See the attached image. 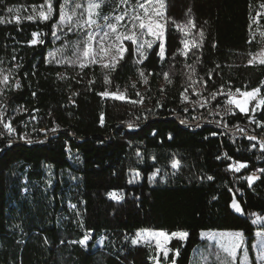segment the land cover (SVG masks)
Segmentation results:
<instances>
[{
	"label": "trees",
	"instance_id": "16d2710c",
	"mask_svg": "<svg viewBox=\"0 0 264 264\" xmlns=\"http://www.w3.org/2000/svg\"><path fill=\"white\" fill-rule=\"evenodd\" d=\"M46 2L0 0V264H191L211 231H241L251 247L264 178L245 177L264 169V148L236 131L260 133L264 106L243 114L224 101L264 94V64L249 63L264 0H164V56L154 45L141 62L127 42L109 68L48 63L64 0H52L50 19H27ZM7 119L19 131L9 147ZM237 162L248 167L231 169ZM67 172L73 179L59 180ZM142 230L187 236L165 260L133 243Z\"/></svg>",
	"mask_w": 264,
	"mask_h": 264
},
{
	"label": "rangeland",
	"instance_id": "374dc122",
	"mask_svg": "<svg viewBox=\"0 0 264 264\" xmlns=\"http://www.w3.org/2000/svg\"><path fill=\"white\" fill-rule=\"evenodd\" d=\"M95 2H100L101 7L97 9L96 11L99 13V23L103 25L105 23L104 17H114L116 15H120L123 12L127 11L129 15L132 14L133 10L140 12L143 14V9L136 8V4L138 3H145V0H129L128 5L122 4L121 0H95ZM164 4V8L162 9L164 16L158 18L160 20V23L164 25V31H163V37H157L150 34H145L143 37L139 36V29H137V43H132L131 41H123L122 46L126 48V43L130 42L133 44L136 52L137 59L139 61H142L147 56L148 52L154 45H160L165 43V32H166V16H165V3L164 0H162ZM80 3L82 7L80 9H76V16L73 17V20L75 21L77 17L80 16L81 13H84L86 17V13L84 12V9L87 7V4L89 3V0H69V3L67 7L64 8V10L71 15L73 13L74 4ZM46 4H44V9H41V6L32 8L28 11L29 16H32L33 19H38L41 21H45L39 17V12L41 10L46 11ZM53 5V4H52ZM64 6V3L62 7ZM149 9L151 10L153 7L159 8V4L156 3V0H153V4L148 5ZM35 9V10H34ZM20 17L19 13H15L14 17ZM28 16V17H29ZM264 19V6H262L259 11L257 12L254 21H253V39L256 41L260 48L258 52L252 57V64H262L260 63L261 60H264V27L260 24L261 21ZM110 23H115L114 20H109ZM128 19L127 17L123 21L124 24H127ZM72 25L60 24V19L57 22V24L54 27L53 31V39L54 42L58 45L50 50L47 55V61L48 63H53L56 65H64L67 63H70L71 61H82L84 59L82 53L84 50H86V45L83 43V41L86 39L83 32L80 31H69V28ZM96 37L95 41L92 44L93 53L96 54L97 62L96 63H88L87 65H102L103 63H110L112 60V57L116 56L117 60L115 62L116 64L121 60L119 58V54L116 52L115 48H111L110 45L115 40V34H110L109 38L106 40H103V47L106 49H109V51L105 54L101 52V40L103 38V34L106 31H109L107 28L102 29H96ZM119 32H125L126 29L124 27H118ZM146 32V30H145ZM145 41L151 43V47L149 48ZM138 45H142V47L138 50ZM187 45V47H186ZM192 47V44H190L188 41L184 43V53L186 54L190 48ZM126 52V51H125ZM123 52V56L125 54ZM79 64V62H77ZM111 67V66H110ZM112 98H115V95L111 96ZM264 98V94L259 92L257 98L255 100H251L248 104V111L247 112H241L239 108L235 106L238 112L243 114H255L258 113L263 106L257 107L258 100ZM245 99L241 93H239V98L237 100H243ZM48 177L52 176V171L47 170ZM68 182L73 179V175L70 172H67L65 174L60 175L59 180H63ZM256 180L254 179L251 184L252 185ZM234 203L239 206V203L235 200L232 203V210L238 214L242 215L241 211H236V208L233 206ZM72 205L69 202L67 205V209H71ZM241 209V208H240ZM254 222L261 227L260 229H257L255 231V240L251 247H248L247 242L245 240V237L241 231H211V232H204L202 234V239L204 240V244L202 246L197 247L192 256L191 264H254L255 262L257 264H264V228H262V225H264V221L261 218H255ZM161 231L156 230H142L136 234V237L133 240L134 244H154L157 247V253L158 256L163 257L165 260L168 259L170 251H169V245L174 239H179L176 237H172L170 240L166 241L163 237H156L153 235V233H159ZM163 232V231H162ZM166 233V232H165ZM235 233H241V237H237L233 234ZM168 234V233H167ZM171 234H169L170 236ZM186 238V237H185ZM184 238V239H185ZM183 239V240H184ZM85 244V243H84ZM98 247L103 248L105 246V243L102 239L98 241ZM157 245H163L166 249H168V255L167 258L164 257L163 252L160 251ZM233 245H238L236 248V256L229 257L227 252L224 251L225 248H231ZM158 258L156 259L157 264ZM159 264H163L160 263ZM167 264H176V260L167 262Z\"/></svg>",
	"mask_w": 264,
	"mask_h": 264
},
{
	"label": "snow or ice",
	"instance_id": "6c2138e0",
	"mask_svg": "<svg viewBox=\"0 0 264 264\" xmlns=\"http://www.w3.org/2000/svg\"><path fill=\"white\" fill-rule=\"evenodd\" d=\"M69 3V0H64V6L61 8V14H60V24L65 25L69 24L72 25L69 28V31H80L83 32L86 39L83 41V43L86 45V50L83 51L82 55L84 59L82 61L78 60L75 62H79L80 67H84L88 63H96L97 58L96 54L93 53L92 44L95 41L96 37V29H102L107 28L109 31L104 32L103 38L101 40V52L107 53L109 49H106L103 47V40H106L109 38L110 34H115V40L110 45L111 48H115L116 52L119 54V58H123V52L127 51L126 48L122 46V42L127 40L131 41L132 43H137L138 35H137V29H139V36L143 37L145 34H150L157 37H163V31H164V25L160 23V20L158 18L163 17L164 13L162 9L164 8V4L162 0H156V3L159 4V8L153 7L151 10L149 9L148 5L153 4V0H145V3H138L136 4V8L143 9V14H141L138 11L133 10L132 14L129 15L127 11L123 12L120 15H116L114 17H104L105 23L101 25L99 23V13L96 11L101 7L100 2H95V0H89V3L87 4V7L84 9V12L87 14L86 17L84 13H81L79 17L76 18V20H73V17L76 16V9H80L82 5L80 3L74 4L73 13L69 15L64 8L67 7ZM122 4L128 5L129 0H121ZM44 5H41V9H44ZM35 10V9H34ZM8 13H14L18 11L17 9L9 7L7 9ZM54 12L52 0H47L46 4V11L41 10L39 12V17L43 20H48L52 17ZM127 17L128 22L127 24H124L123 21ZM16 19V22L19 23V17H14ZM27 19L32 20L33 17L29 16ZM109 20H114L115 23H110ZM0 23H4L3 20H0ZM189 26L194 27V22L189 21ZM118 27H124L126 29L125 32H119ZM187 27V26H185ZM146 30V32H145ZM39 33H33L34 37L39 36ZM203 35V33H201ZM37 43H42V41H39L37 39H33L31 41V44L35 45ZM147 46L150 48L151 43L145 41ZM142 47V45H138V50ZM187 47V45H186ZM159 55L161 57L164 56V46L163 44L160 45V51ZM117 60V57H112V60L110 63H103L102 66L105 68L115 67V62ZM142 62V61H141ZM252 61H249L251 63ZM260 63L264 64V60H261ZM141 77H144V73H140ZM4 81H7V77H3ZM144 82L147 83V79H144ZM239 91V90H238ZM260 92V89H254L252 91H246L241 93V95L245 98L243 100H237L235 98L228 100V104L232 105L235 104L237 108L240 109L241 112H247L248 111V104L251 100H255ZM103 95H109V93H103ZM116 99H123L124 97L122 95H115ZM257 107L264 106V98H261L258 100V103L256 105ZM9 132L14 131L12 129L11 125H6ZM250 139H255V137H250ZM262 148H264V144L261 145ZM179 166V162H174L172 167L177 168ZM246 167L244 164H239V166L235 167L236 171H239L240 168ZM211 179V177H209ZM249 183L255 179V177H247ZM114 195V194H113ZM236 208V211H241L238 205L234 203L233 205ZM156 237H163L166 241L170 240L172 237H176L179 239H184L187 236V233L185 232H176L172 233L170 236L169 234L165 232H159V233H153ZM237 237H241V233H235L233 234ZM160 251L163 252V255L165 258H167L168 255V249H166L163 245H157ZM238 245H233L231 248H225L224 251L227 252L229 257H235L236 256V248ZM178 254V253H177ZM157 264H159V261H157Z\"/></svg>",
	"mask_w": 264,
	"mask_h": 264
},
{
	"label": "built area",
	"instance_id": "2783aa9c",
	"mask_svg": "<svg viewBox=\"0 0 264 264\" xmlns=\"http://www.w3.org/2000/svg\"><path fill=\"white\" fill-rule=\"evenodd\" d=\"M60 76L63 77V76H65V74H64L63 72H61V73H60ZM222 96H223V95H222ZM233 98L238 99V98H239V93H233V94H229V95H227V98H226V100L224 101V103H226L227 105H229V104L227 103L228 100L233 99ZM230 106H232V107L235 108V106H234L233 104L230 105ZM235 109H236V108H235ZM236 110H237V109H236ZM8 124L11 125V127H12V129H14V131L9 132L8 128L6 127V125H8ZM191 125H192V124H190V123L187 124V126H189V128L191 127ZM4 126H5V127H4L5 130L8 132V136H9V137H12L10 143L8 144V147H9L11 144H13V143H15V141H17V137L19 136V131H18V128H17L15 125H13L11 119H7V120L5 121V123H4ZM195 126H198V123L195 124ZM199 126H200V125H199ZM136 129H137V127H134V130H136ZM236 133H237L238 135L243 136V137H246V138L255 137V139H254L255 141H258L260 144H264V129H263L260 133H256V134H254V133H252V132H250V131H248V130H246V129H238V130L236 131ZM0 138L4 139V135H0ZM239 164H243V163H238V162H237V163H233V164L231 165V169L235 170V167L239 166ZM244 165H246V167L240 168L239 171H243L244 169H246V168L248 167L247 164H244ZM235 171H236V170H235ZM250 176H251V177H255V180H256V182H257L258 180L264 178V169L254 170V171H252L249 175H247V176L245 177V179H246V181L248 182V184H249V181H248L247 177H250ZM256 182H254V183H253L252 185H250V186H253ZM111 198H112V196H111Z\"/></svg>",
	"mask_w": 264,
	"mask_h": 264
}]
</instances>
